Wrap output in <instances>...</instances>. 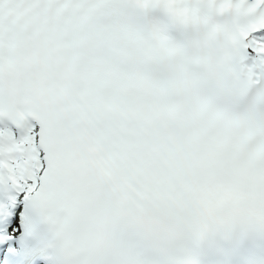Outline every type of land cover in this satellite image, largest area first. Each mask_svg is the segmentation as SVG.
Here are the masks:
<instances>
[{"label":"snow or ice","instance_id":"snow-or-ice-1","mask_svg":"<svg viewBox=\"0 0 264 264\" xmlns=\"http://www.w3.org/2000/svg\"><path fill=\"white\" fill-rule=\"evenodd\" d=\"M0 264H264V0H0Z\"/></svg>","mask_w":264,"mask_h":264}]
</instances>
